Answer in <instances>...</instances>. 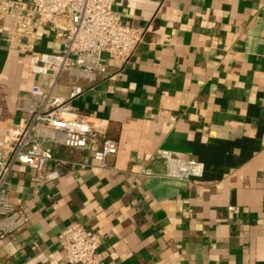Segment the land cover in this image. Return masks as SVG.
Returning a JSON list of instances; mask_svg holds the SVG:
<instances>
[{"label": "crops", "instance_id": "1", "mask_svg": "<svg viewBox=\"0 0 264 264\" xmlns=\"http://www.w3.org/2000/svg\"><path fill=\"white\" fill-rule=\"evenodd\" d=\"M113 11L144 40L125 67L104 56L114 76L83 82L72 104L107 124L118 153L81 169L83 153L59 149L64 175L50 184L17 166L7 189L31 222L0 260L68 264L61 237L79 223L103 237L105 264H264V0H116ZM14 28V15L0 20L1 153L25 117L19 94L40 83ZM38 32L37 54L61 51L64 39ZM57 93L68 98L67 76ZM160 150L204 164L203 177L165 178Z\"/></svg>", "mask_w": 264, "mask_h": 264}, {"label": "built area", "instance_id": "2", "mask_svg": "<svg viewBox=\"0 0 264 264\" xmlns=\"http://www.w3.org/2000/svg\"><path fill=\"white\" fill-rule=\"evenodd\" d=\"M116 0H3L0 20L14 15L13 40L29 58L30 73L40 83L19 94L17 111L25 114L16 135L0 152V249L30 222V209L16 207L10 201L7 180L17 177V166L36 172L37 179L50 184L64 175L66 162L57 157L59 149L83 153L77 163L87 169L91 162L107 169L108 160L118 153V145L109 138L105 122L94 121L72 104L85 94L83 82L97 84L111 79L104 56L118 67H125L142 44L145 33L123 25L113 11ZM41 28H48L65 42L59 53L37 54ZM67 76L68 98L57 90ZM164 177L190 181L202 178L204 164L175 157L160 150ZM141 176L157 177L152 169ZM234 212V208L229 209ZM68 264H105L98 256L103 237L90 234L79 223L69 225L61 237ZM0 264H12L0 260Z\"/></svg>", "mask_w": 264, "mask_h": 264}]
</instances>
